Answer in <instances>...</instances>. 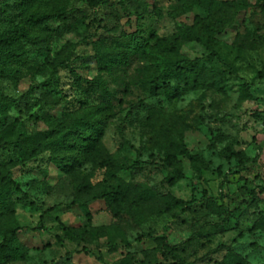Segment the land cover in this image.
I'll return each mask as SVG.
<instances>
[{
    "label": "rangeland",
    "instance_id": "374dc122",
    "mask_svg": "<svg viewBox=\"0 0 264 264\" xmlns=\"http://www.w3.org/2000/svg\"><path fill=\"white\" fill-rule=\"evenodd\" d=\"M8 2L6 11L0 6V35L24 44L29 65L16 80L0 78V98L13 100L0 127V144L23 133L58 138L88 106L106 104L90 81L94 78H102L110 92L102 135L88 153L78 154L79 163L59 169L47 151L22 165L16 151L0 147V170L4 164L10 168L21 188L14 191L15 217L26 227L20 238L28 248L24 259L8 264H215L225 253L216 251L221 244L264 264V231L252 228L264 209V193L259 192L264 185V0H248L242 24L223 36L233 46L221 50L226 63H214L221 87L190 91L174 100L147 96L134 83L140 60L109 72L101 68L97 52L133 44L132 39L152 44L155 36H170L178 22L192 21L193 13L176 19L172 14L182 0H108L96 8L86 0ZM58 3L66 7V15L27 20L30 13L51 12ZM194 12L206 15L200 7ZM21 24L30 38L16 32ZM60 51L69 55V65L55 70L52 63ZM183 51L192 58L206 54L193 44ZM44 82L50 85L42 86ZM244 82L251 95L243 94ZM62 108L73 114L61 117ZM164 128L183 172L175 184L168 178H177L176 169L168 164L160 141ZM238 151L244 167L232 156ZM101 161L106 165L100 166ZM151 161L155 164H136ZM83 176L88 186L78 191ZM120 178L145 183L157 195L146 200L133 193L124 202L129 212L103 199L69 205L77 198L86 200L94 189L116 188ZM221 193L234 214L218 228L214 224L222 217L215 204H220ZM170 195L196 202L187 208L174 204ZM209 195L217 202L209 201ZM57 204L59 208L42 217ZM39 224L43 228L34 229ZM158 236L176 246L179 258L158 249ZM153 249L157 261H143Z\"/></svg>",
    "mask_w": 264,
    "mask_h": 264
},
{
    "label": "trees",
    "instance_id": "16d2710c",
    "mask_svg": "<svg viewBox=\"0 0 264 264\" xmlns=\"http://www.w3.org/2000/svg\"><path fill=\"white\" fill-rule=\"evenodd\" d=\"M9 0H0V6L3 10H7L11 5ZM52 1V0H49ZM92 8L108 3V0H86ZM195 7H200L206 13L205 16L194 12ZM249 7L248 0H182L179 8L172 11L176 18L182 15L193 13L190 23L178 22L176 31L170 36H155L154 43L150 44L135 40L133 44L130 42L121 43L119 46H113L105 51H98L97 57L102 69L109 72L115 71L116 68H129L135 60H140V66H137L135 84L143 87L147 96L163 95L168 99L174 100L190 91L218 88L221 87L222 81L220 73L215 62L226 63L222 54V48H232L233 42L228 43L223 36L230 29L236 30L244 21L245 13ZM1 11V9H0ZM66 7L61 3L55 4L52 11L37 12L34 11L27 16L29 21H37L39 17L50 19L51 17H62L66 15ZM36 23V22H35ZM16 32L22 37L30 38L31 32L21 24L16 28ZM124 36H129L124 32ZM239 35V31L235 32L234 40ZM131 40V39H130ZM233 40V41H234ZM101 43L97 40V46ZM189 44L200 45L204 48L206 54L190 57L183 51L185 46ZM26 48L23 43L18 42L14 36L0 35V78L16 80L23 68L28 67L29 62L24 54ZM69 55L63 51L57 52L55 62L52 63L53 68H66L69 65ZM96 91L100 92L103 97V103L88 106L83 114L72 119V123L66 130L56 139L51 140L45 135L39 133H23L17 138H5L0 144L2 148H12L17 153V161L22 165H26L29 161L36 159L44 152H49L51 163L59 168L66 169L69 166L79 163L81 160L78 154L88 153L95 145L96 141L102 135V125L107 117L106 109L110 105V92L105 86L102 78H94L90 80ZM42 86L48 87L49 82H44ZM242 92L244 95H251L250 86L247 82L242 84ZM13 100L9 102L0 98V127L6 122L7 109ZM65 106H63L64 108ZM61 109L59 112L61 117L73 114L71 110ZM51 118L55 115L51 114ZM160 141L165 150L168 164L175 167L177 178H168L171 184L183 177V172L179 164L176 162L175 154L170 150L168 142L169 129L161 130ZM187 151L185 146H182ZM260 155V154H259ZM237 161V166L244 167L246 162L243 160L241 151L232 154ZM228 156V158L232 157ZM154 165L155 162H137L140 166L146 164ZM106 165L105 161H101L100 166ZM133 168V166L131 167ZM131 168H126L129 170ZM123 171V170H121ZM88 186L86 177L83 176L77 184V190L83 191ZM14 191H21L19 183L13 178V172L10 168L4 167L0 170V264H8L11 261L22 260L26 257L28 248L21 241L20 234L26 228L21 225L15 217ZM260 193H264V185L259 188ZM23 193V192H22ZM135 193L142 199H150L156 197V191L145 183L127 182L123 178L119 179L116 188L106 190L104 187L94 189L86 200L74 199L70 206H83L89 201L105 200L113 208L120 207L123 212H129L126 200L132 198ZM252 198L257 197L255 190H250ZM24 197H28L23 193ZM174 204H185L190 207L196 202L191 200H183L170 195ZM209 201L217 202L216 196H206ZM220 204L216 205L217 215L222 220L214 225L222 228L223 225L230 220L234 214V210L224 201L223 194H219ZM253 200V199H252ZM61 204L47 208L42 217L59 208ZM41 224L34 229H41ZM254 229L264 231V209L252 225ZM159 241V250L162 253H168L174 258H179L176 246L171 245L166 236L155 237ZM225 250L222 258L215 264H254L247 256L239 252L234 246L221 244L216 251ZM149 253L143 260L145 262L157 261L156 253ZM180 264H193L181 260Z\"/></svg>",
    "mask_w": 264,
    "mask_h": 264
}]
</instances>
